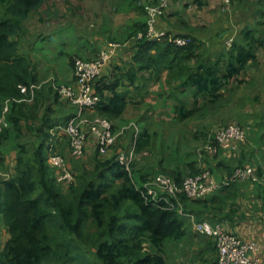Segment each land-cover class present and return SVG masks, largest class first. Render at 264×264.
I'll return each instance as SVG.
<instances>
[{"label":"trees","instance_id":"obj_1","mask_svg":"<svg viewBox=\"0 0 264 264\" xmlns=\"http://www.w3.org/2000/svg\"><path fill=\"white\" fill-rule=\"evenodd\" d=\"M47 1L0 0L4 6V12L0 16V117L8 100L23 98L20 91L22 86L29 87L39 82L30 59L20 54L19 38L23 22ZM243 1L245 2L232 0V4H244ZM152 3H158V0ZM257 3L262 14V20L257 24L264 27V0H258ZM203 5L200 4L201 7ZM240 11L244 14V11ZM144 14L145 21L132 31L135 43L130 63L119 70L115 78L101 76L95 83V93L100 96L101 101L92 111L97 117L106 118L112 124L122 121L128 110L129 91L126 88L130 84L141 81L145 86L149 81L164 76L165 83L169 85L166 89L168 99L175 103L172 111L181 117H190L196 112L194 108H188L189 100H193L195 108L201 103L204 107L215 105L229 93L228 85L231 80L240 83L239 78L243 72L257 63L259 52L264 48V30L258 28V25L255 30L240 31L237 40L232 42V49L224 51L215 59H211L209 52L202 53L201 45L204 42L197 40L192 34L175 33L192 38L190 45L181 48L170 42L137 40L140 33L145 34L147 31L145 7ZM194 60L196 64L192 65ZM74 61L71 60L73 64ZM142 73H148V76H140ZM41 93L42 91H37L31 105L12 101L7 115L8 126L0 132V143L10 140L13 132H16L15 138L19 139L25 131L23 123L28 119L33 123L38 122L37 135L41 137V142L29 156L24 147L16 146L20 150L16 174L9 180L1 179L6 155L0 150V215L3 216L2 222L9 234L7 243L0 251V264L81 263L84 261L81 243L89 242L96 249L94 256L98 264H167V244H177L187 235V222L178 213V202L175 199L169 202L153 201L142 190L151 177L141 175L139 182H136L128 166L117 156L101 160L99 156L102 155L95 147L93 166L80 167L74 174V182L68 185V194H63L55 186L57 171L47 164L46 148L50 137L49 129L59 122H67L71 116L56 121L52 115L54 110L47 107L45 112L49 115L39 118L37 112L45 104L40 98ZM56 98L61 99L58 93ZM228 125L231 123L226 126ZM233 125L240 126L237 123ZM113 128L115 131L114 124ZM31 129L28 126V130ZM207 143H214V134ZM246 143L247 137L238 146V150ZM150 146L151 137L145 132L137 140L135 150L140 155ZM204 152L209 154L206 149ZM222 152L229 151L220 150L214 157H219ZM46 164L54 171V176L50 175ZM239 165L234 169V166H228V176L238 167H253L260 175L263 174L264 165L258 162L256 166L244 165L242 161ZM189 168L191 172L186 177L175 171L164 175L181 184L185 178L206 169L216 179L212 167L195 168L191 165ZM246 183L251 182L233 183L220 190ZM215 198L213 196L204 202L215 203ZM192 202L200 203L203 199L190 200L180 195L184 212L189 211L187 205ZM222 209L211 208L210 212H199L198 215L201 221L205 219L214 226H223V219L220 217ZM90 229L94 230L93 234H87ZM214 246L217 260L215 241Z\"/></svg>","mask_w":264,"mask_h":264},{"label":"rangeland","instance_id":"obj_2","mask_svg":"<svg viewBox=\"0 0 264 264\" xmlns=\"http://www.w3.org/2000/svg\"><path fill=\"white\" fill-rule=\"evenodd\" d=\"M153 1L48 0L41 9L32 13L29 19L23 22L22 33L19 38L20 54L28 57L35 69L37 67L42 68V73L38 75V85L43 87L44 84L52 85V82L57 87L69 85L71 75H73L74 79V64L71 60H87L78 56L80 47L87 42H91L89 47L93 53L95 52L93 44L104 43L106 45L109 42H117L121 45V50L127 49L128 46L135 43L132 37L133 29L145 21L144 7ZM204 1L207 3V0ZM257 1L245 0V2L243 1L244 4L236 3L237 7L244 11V14L242 13V24H240L241 28L239 27L241 31L245 29L255 30L257 25L262 31L264 30V27L257 24V22L259 23L262 20ZM212 2L216 9L221 6L223 14L227 13L233 17V10H235L236 4L225 8L220 3H215V0H212ZM215 7L213 6V8ZM3 12L4 6L0 2V16H2ZM188 16H191L192 22L198 20L199 24L208 25L206 30H202L204 44L201 46L203 47L202 53L209 52L214 37L219 35V31L224 25L217 22L219 20L218 17H213L212 14L207 15L200 5L196 9L191 10ZM238 33L226 41L224 51L232 49V46L228 47L227 43L230 39L237 40ZM262 37L264 41L263 33ZM196 39L200 41V39ZM260 52V56L264 60V48ZM127 63L124 64V67L129 64ZM49 67L52 69L48 70L47 68ZM118 72L119 69L114 70L112 77L115 78ZM165 80V76L163 78L159 77L158 80H154L155 84L153 87H146V83L137 95L129 92V107L123 120L113 123L116 127L115 145L110 148L106 155L99 156L101 160H107L115 156L119 160L123 158L122 161L127 164L136 182H139V176L141 175L146 178H154L159 174H170L174 171L186 177L191 172L189 168L191 165L195 166V168L197 166L214 168L219 157H214L204 152L207 142L217 129L226 126L228 123L236 124L233 119L244 117V115L247 117L249 115L246 113L251 110L254 113L260 112V114L256 113L253 116V122L257 125L259 120L264 129L263 103L260 102L257 108L253 107L247 88H240L234 94L226 93V99L224 98L215 105H208L207 107H204L201 103L195 108L196 106H193V100L191 99L192 101L189 100L188 102V108H194L196 112L190 117H181L178 113L172 111L175 103L168 99V90L166 89L169 88V85L165 83ZM41 89L38 92H41ZM53 90L56 92L54 88ZM41 98H43L42 93ZM90 112L89 110L85 113L84 117L86 119L91 120L96 117L95 112ZM37 114L39 118L43 117L41 110ZM37 123L26 119L23 123L25 131L21 134V138L16 139V132H13L10 140L0 143V150H3L5 155L8 156V163L5 165L7 174L16 172L17 156L20 151L16 147L17 145L24 147L29 156L41 142V137L37 135V127L39 126ZM256 125L254 127H257ZM28 126L32 127L31 131L28 130ZM145 132L151 137V146L138 155L135 150L136 143ZM59 147V153L65 157L70 170L74 174L84 165L89 168L93 166L92 160L96 156V151L93 149H88L81 158H72L69 154L66 140H63ZM133 150L134 155L132 157L131 153ZM256 157L255 164L252 166H256V162L258 164L263 163L261 160H263L264 155L258 152ZM238 165L239 162L235 163L232 169ZM48 171L51 176H54V171L49 166ZM56 181L55 186L63 194H68L69 186ZM213 196L216 197L215 203L204 202L205 200H210ZM209 204L211 205L209 206ZM261 204H264L263 186H254L251 183H246L222 189L214 195L203 199V202L189 203L187 208L196 216L197 220H201L198 215L199 212H210L211 208L217 210L223 208L220 212V217L223 219L225 228L228 226L226 224H229L231 228L236 227L234 230L239 233L240 227L252 231L251 225H254L257 226L256 228L259 227V230L255 231L254 234H257L259 238H264V207L262 210L258 207ZM93 233V229L87 231V234ZM8 237V232L0 229V251L3 250ZM255 240H258V238H255ZM179 250H183V248L178 249L177 244H167L166 256ZM95 252L96 249L92 243H81V253L84 261L65 264H98L94 256ZM197 257H199L197 253H184L182 257L183 263H198ZM204 257L205 255L202 256V258ZM199 261L202 264V260L200 259Z\"/></svg>","mask_w":264,"mask_h":264},{"label":"built area","instance_id":"obj_3","mask_svg":"<svg viewBox=\"0 0 264 264\" xmlns=\"http://www.w3.org/2000/svg\"><path fill=\"white\" fill-rule=\"evenodd\" d=\"M186 1L188 0H158V3L147 4L145 6L147 31L145 34L140 33L136 39L170 42L179 48L190 45L192 43L190 36L169 33L159 28V20L170 5ZM219 1L225 8H229L232 4V0ZM232 42L233 39L228 41V47L232 45ZM119 50H121L119 43L109 42L99 51L94 60L75 59L72 84L57 87L52 82V86L60 98L76 110L67 122L56 124L49 129L50 137L47 142L46 159L49 166L57 171L56 180L58 183L70 185L75 179L67 160L59 153V145L63 140L67 141L69 154L72 158L83 157L88 150L89 143L102 156L106 155L115 145L116 134L111 121L97 116L89 120L84 116L87 111L94 110L100 103V96L95 93V83L102 76L108 64L120 52ZM40 88L41 85L38 84H32L29 87L22 86L20 91L24 95L23 98L11 99L6 102L0 117V132L8 126L7 115L10 111V103L12 101L32 102ZM245 141V131L240 126L231 124L217 129L214 133V143L207 144L205 149L212 156H216L220 150L236 152L238 146ZM131 154L133 157L134 150ZM122 160L123 158L120 161L123 162ZM243 182L264 186V169L263 174L260 175L256 168L238 167L221 181L216 180L211 171L205 169L195 176L185 178L181 184L167 175L159 174L147 181L142 190L153 201L169 202L171 199H175L178 202L179 215L192 220L196 234L215 241L217 249L215 264H263L262 259L258 256L262 250L258 242L244 240L240 236L228 232L221 225L214 226L207 221H197L194 215L185 214L180 203V195H184L190 200L204 199L221 188Z\"/></svg>","mask_w":264,"mask_h":264},{"label":"crops","instance_id":"obj_4","mask_svg":"<svg viewBox=\"0 0 264 264\" xmlns=\"http://www.w3.org/2000/svg\"><path fill=\"white\" fill-rule=\"evenodd\" d=\"M215 1H216L215 3L218 2L222 5V3L219 0H215ZM200 4H204L202 6V9L206 12L207 15L212 14L213 17H216V18L218 17L219 20H217V22H220L222 25H224L223 28L220 29L219 35L214 37L212 45L210 46L211 50L209 51L208 55H210L211 59H215L218 57L219 54L224 53L226 41L241 31L239 27H240V24H242L243 14L239 9H237V6L234 7L235 10H233L234 11L233 17H231L230 14L222 13L221 6L219 7L220 9L218 7L216 9L212 0H207V3L204 0H188L186 2L173 3L166 10L164 17H162L159 20V27L163 30H166V31L169 30L177 34L186 33V34H193V36L195 34L194 37L204 42L203 41L204 35H202L203 34L202 30L203 29L206 30V27L208 25L203 24V23L199 24L198 20H195L194 22H192L191 16H188V13L191 10L196 9ZM213 6L215 8H213ZM205 21L207 22V20ZM89 43L91 42H87L80 47V52H78V56L84 59H87L88 61H91L97 57L99 51L105 46V44L104 43L93 44L95 52L92 53L89 47ZM128 44L130 45V43ZM260 53L261 52H259L257 63L254 65H250L246 69V71L243 72V74L239 78L240 83L235 80H231L228 85L229 94H234V92H237L240 88H247V92L250 94L249 98L253 102L252 103L253 107H256V108L260 105V102H262L264 106V60L261 58ZM133 55H134L133 45L128 46V48L125 50H121L119 54L117 55V57L113 59L108 64V66L105 68V70L103 71L102 77L113 78L112 72L114 70H118V69L121 70L125 68L124 64L126 62L130 63ZM191 64L195 65L196 61L195 60L192 61ZM111 67H113V69H111ZM47 69L51 70L52 68L49 67ZM41 73H42V68L37 67L36 74L39 75ZM142 75L148 76V73L140 74V76ZM162 80L161 82H163ZM69 81H70V84L73 83L74 81L73 75H71V77L69 78ZM148 83L146 87H153V85L155 84V81L154 80L151 82L149 81ZM52 87H53L52 85L44 84L43 87L41 86L42 89L40 88L42 90V97H43L42 99L45 101V104L41 108L42 114L49 115L45 112V110L47 107H50L54 110L52 115H53V119H57L56 121H62L70 116L72 117V114L76 112L75 108L73 106L72 108L70 105L64 103L61 99L57 100L56 98L57 93L55 91H52L53 89ZM143 88H144V83L141 81H137L132 85L130 84L126 89L131 94L137 95L140 93V91ZM138 100H140V98H138ZM128 104H129V99H128ZM27 105H31V102H27ZM90 113H94V112L91 111ZM256 113H254L251 110L250 112L246 113L249 116L246 117L243 114L244 117L241 116L240 118L233 119L237 124H240V126L245 131V134L247 137V143L242 145L240 150H238L235 153L222 152L219 155V158H218L219 160L214 165V169H213L216 179L223 180L224 178L228 176L229 174L227 170L228 166L232 167L235 163L241 162V161L246 163L247 165H253L255 164V158H257L256 154H258V152L259 154L264 155V129L262 128L261 122L259 120L257 121V125L255 124V122H253L254 120L253 116ZM257 114H260V112ZM254 125H256L257 127H254ZM88 149H93V145H91V143H89ZM6 159H7L6 163H8V156H6ZM262 161H263L262 164L264 165V158L263 160H261V162ZM15 174L16 172H14V174H7L5 170L1 171V179L9 180ZM252 185L258 186L255 184H252ZM258 207L261 208L262 210V208L264 207V204L258 205ZM185 214L194 215L193 213H190L189 211L188 212L186 211ZM181 217L184 221L187 222V235L182 241L177 243L178 249L183 248V250L175 251L171 255L169 253L167 255V264H185L183 263L184 261L182 257L184 253H191V252H193L194 254L197 253L199 255V257H197L198 263H195V264H201V261H199L200 259L202 260V264H214L216 260V250L214 246V240L211 238H207V237L196 234L194 230V223L192 222V220L186 216H181ZM194 217L197 220L195 215ZM2 220H3V216L0 215V229L8 232ZM197 221H201V220H197ZM226 225H228L226 226L227 228H225L224 226L222 227L228 232L236 234L238 236L240 235L241 238L244 237L243 239L247 241H256L261 245L262 250L258 254V256L262 259V262L264 264V238H259L257 234H254L255 231L259 230V227L256 228L257 226L251 225L252 231H248L250 229L237 226V227H240L239 228L240 232L238 233L234 230L236 227L231 228L229 227V224H226ZM255 238H258V240H255ZM204 255L205 257L202 258V256Z\"/></svg>","mask_w":264,"mask_h":264}]
</instances>
